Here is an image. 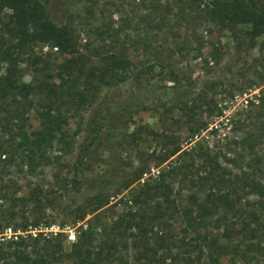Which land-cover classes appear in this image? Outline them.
<instances>
[{
	"label": "rangeland",
	"instance_id": "374dc122",
	"mask_svg": "<svg viewBox=\"0 0 264 264\" xmlns=\"http://www.w3.org/2000/svg\"><path fill=\"white\" fill-rule=\"evenodd\" d=\"M47 8L57 27H70L79 54L95 62L94 50L115 53L130 62V75L124 82L103 86L92 104L69 118L63 138L57 136L32 162L16 148L0 156V210H7L5 219L11 224L20 219L37 224L24 234L59 235L67 254L84 232L96 251L110 225L137 210L131 202L135 188L168 170L175 156L189 151L194 142L204 140L226 158L241 153L249 159L252 141L238 142L264 123V113L254 114L264 97V36L251 40L247 26L228 31L207 22L200 14L202 0H49ZM101 28L114 35L112 41H100ZM47 51L45 46L34 48L36 55ZM48 58L54 68L66 57L51 50ZM19 68L21 81L32 83L31 67ZM119 101L123 110L113 111ZM33 103H38L36 98ZM248 112L251 119L238 131L234 122ZM201 123L203 131H189ZM27 124L28 131L37 128L34 113H29ZM175 147L179 150L172 157L157 164ZM141 167L144 173L133 181ZM173 188L183 198L188 194L178 178ZM39 191L36 200L28 199ZM235 213L264 219L252 196L242 197ZM227 222L242 224L239 217ZM166 225L177 235L178 219ZM129 232L127 249L117 256L123 264H138L133 260L137 231ZM11 234L6 229L0 237ZM260 245L264 248L263 238ZM227 260L221 264H230ZM70 263L64 257L59 264Z\"/></svg>",
	"mask_w": 264,
	"mask_h": 264
},
{
	"label": "trees",
	"instance_id": "16d2710c",
	"mask_svg": "<svg viewBox=\"0 0 264 264\" xmlns=\"http://www.w3.org/2000/svg\"><path fill=\"white\" fill-rule=\"evenodd\" d=\"M48 2L0 0V156H9L10 149L14 152L16 148L32 162L57 136L63 138L62 129L69 118L92 104L103 86L124 82L130 75V62L115 53L104 55L94 50L95 62L79 54L70 27H57L51 19ZM200 14L228 31L247 26L251 40L264 36V0H202ZM97 35L101 42L104 38L112 41L114 36L108 28L99 29ZM36 46H45L48 51L36 55ZM51 50L66 57L54 68L49 64ZM22 64L31 67L35 76L32 83L21 81ZM121 107L119 101L112 110L122 111ZM29 113H34L37 121V128L31 131L27 130ZM258 113H264L263 96L254 114ZM249 119L251 112L237 119L234 127L243 131ZM204 126L201 123L189 131H203ZM248 140L253 143L248 146L249 159L241 153L232 158L220 156L204 140L194 142L189 151H181L168 170L135 188L131 202L137 210L127 212L124 217L128 219L113 222L96 251L91 236L82 232L64 254L59 235L45 238L24 234L37 224L22 219L11 224L5 219L7 210H0V234L6 229L12 233L8 238L0 237V264H59L64 257L70 264H123L117 254L127 249L131 229L137 231L133 235V260L138 264H221L223 258L230 264H264L260 245L264 219L235 213L244 196L254 197L256 206L264 211V123L256 134L244 135L238 143L243 145ZM228 146L227 152L231 151ZM178 150L166 151L157 164ZM229 163L238 171L232 172ZM144 170L139 168L133 181ZM177 178L188 191L185 198L174 192ZM38 194L40 191L31 193L28 199L36 200ZM104 204V200L98 201L93 211ZM230 217H239L241 226L229 224ZM172 219L180 224L175 236L166 225Z\"/></svg>",
	"mask_w": 264,
	"mask_h": 264
},
{
	"label": "built area",
	"instance_id": "2783aa9c",
	"mask_svg": "<svg viewBox=\"0 0 264 264\" xmlns=\"http://www.w3.org/2000/svg\"><path fill=\"white\" fill-rule=\"evenodd\" d=\"M70 238V237H69Z\"/></svg>",
	"mask_w": 264,
	"mask_h": 264
}]
</instances>
